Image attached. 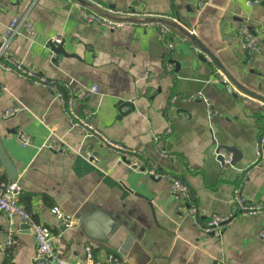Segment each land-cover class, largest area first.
<instances>
[{
  "label": "crops",
  "instance_id": "0c3cea01",
  "mask_svg": "<svg viewBox=\"0 0 264 264\" xmlns=\"http://www.w3.org/2000/svg\"><path fill=\"white\" fill-rule=\"evenodd\" d=\"M97 1L170 17L193 29L227 72L264 95V0H208L204 9L197 0ZM14 15H26L33 32L20 24L5 41ZM242 23L259 36L251 59L238 33ZM169 29L168 37L154 24L108 28L87 22L69 0H0L2 52L25 69L68 82L74 91L95 83L96 92L77 99V107L94 108L93 122L103 133L139 152L146 164L184 180L200 221L211 212L227 213L239 182L249 202L264 201V151L256 159L264 102L229 91L214 63L202 60L175 27ZM53 35L61 42L51 40ZM10 107L17 111L4 116ZM49 136L64 150L44 146ZM156 136L163 137V150ZM228 146L237 152L222 165L215 152ZM10 179L23 187L19 203L48 225L54 250L68 260L83 261L89 246L94 264L109 253L121 264H264V210L237 214L218 235L203 231L177 209L167 178H153L92 139L83 141L52 89L0 67V180ZM53 206L73 215L74 223L56 218ZM9 237L13 241L6 244ZM34 254L30 228L0 211V264H35Z\"/></svg>",
  "mask_w": 264,
  "mask_h": 264
},
{
  "label": "built area",
  "instance_id": "2783aa9c",
  "mask_svg": "<svg viewBox=\"0 0 264 264\" xmlns=\"http://www.w3.org/2000/svg\"><path fill=\"white\" fill-rule=\"evenodd\" d=\"M81 13L82 18L87 22H97L108 28L120 27L125 24L141 23L154 24L159 28L162 36L170 34L169 25L159 21L147 20L149 17L162 16L152 13H142L135 10L133 7L118 9L114 7H107L97 0H69ZM257 0H246L247 5H252ZM208 3V0H197L198 6L201 8ZM165 17V16H162ZM23 24L28 33L33 32V25L26 15H14L8 23L5 32L4 40L8 41L14 34L17 33L18 27ZM238 33L244 40V47L246 56L251 59L252 55L258 50L260 40L258 34L247 24L242 23L238 28ZM183 35V34H182ZM186 37L185 35H183ZM54 42L60 43L62 38L59 35L51 37ZM168 47L172 46L171 37L166 40ZM195 49L199 50L198 46ZM3 49H0V67L8 70H13L20 75H23L34 83L48 86L52 89L55 98H57L69 118L70 127H77L82 135V140L92 139L97 146L107 148L116 153L118 158L126 163L128 166L139 169L151 175L153 178L165 177L169 180L170 191L178 201L177 209L179 211L187 212L194 224L207 233L218 235L222 229L229 224L237 214L252 215L256 212L264 210V201L249 202L242 194V182H239L233 191V198L231 208L227 213L211 212L202 222L199 220V212L194 201V195L189 185L179 176L173 175L167 171L160 170L155 164H146L143 156L130 149L127 145L112 139L103 133L93 122L95 109L84 105L78 108L76 105L77 99H84L90 93L96 92L97 85H91L74 91L68 82L50 79L44 75L25 69L19 63L15 62L11 56L4 54ZM209 61L210 58H207ZM213 63V62H212ZM169 68L172 64L168 63ZM215 65V64H214ZM215 71L220 75L221 81L226 84L227 89L233 93H244L237 86H235L223 71L215 65ZM213 70V72H215ZM246 94V93H245ZM17 111V107H10L4 111V116L11 115ZM171 131L168 126L164 134ZM163 137H155L156 146L163 150ZM29 142V137L22 135V143ZM264 145V130L261 131L256 143V159L260 160L263 156ZM44 146L53 151H63L64 144L53 136H49L44 142ZM84 153L88 156L92 155V151L85 149ZM216 155L222 165L232 161V152L224 147L216 149ZM23 190L22 185L17 180H0V211L4 212L8 217L17 215L21 218L31 230L35 241V264H94L92 250L89 246L85 247V259L68 260L58 253L53 248L52 233L48 225L36 220L32 217L31 212L19 203L18 197ZM51 212L56 218L61 219L65 225H72L74 223L73 215L64 214L58 206L51 207ZM264 237V231L261 232ZM13 241L9 237L6 244ZM101 264H121L120 259L113 253H109Z\"/></svg>",
  "mask_w": 264,
  "mask_h": 264
},
{
  "label": "water",
  "instance_id": "95a60500",
  "mask_svg": "<svg viewBox=\"0 0 264 264\" xmlns=\"http://www.w3.org/2000/svg\"><path fill=\"white\" fill-rule=\"evenodd\" d=\"M206 6V4L203 6L202 9H204ZM220 7H224V3L220 4ZM147 20H153V21H159L162 22L164 24H167L169 26L175 27L181 34L185 35L187 38H189L196 46H198L200 48V52H199V57L202 60H207V58H210V60L217 66L219 67L223 73L229 78V80L235 85L237 86L241 91H243L244 93L255 97L258 100H261L264 102V95H260L254 91L249 90L245 85H243L242 83H240L235 77H233L229 72L226 71V69L224 68V66L221 64V62L219 61V59L211 52V50L209 49V47L200 39V37L198 36V34L191 28L185 27L182 23L175 21L174 19L170 18V17H162V16H155V17H149V19ZM218 26H219V30H220V34L223 35L222 32V19L220 21H218ZM198 29V28H197ZM227 150L236 153L237 150L235 147L232 146H228L225 147ZM233 162V156H232V161ZM11 177H14V174H11Z\"/></svg>",
  "mask_w": 264,
  "mask_h": 264
}]
</instances>
